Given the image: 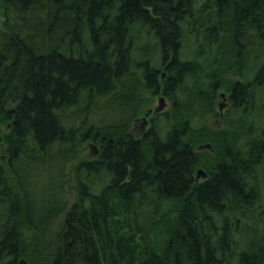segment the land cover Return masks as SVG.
<instances>
[{
    "label": "trees",
    "instance_id": "1",
    "mask_svg": "<svg viewBox=\"0 0 264 264\" xmlns=\"http://www.w3.org/2000/svg\"><path fill=\"white\" fill-rule=\"evenodd\" d=\"M0 5V264H264V0ZM157 97L170 107L135 136Z\"/></svg>",
    "mask_w": 264,
    "mask_h": 264
},
{
    "label": "rangeland",
    "instance_id": "2",
    "mask_svg": "<svg viewBox=\"0 0 264 264\" xmlns=\"http://www.w3.org/2000/svg\"><path fill=\"white\" fill-rule=\"evenodd\" d=\"M3 20V7L0 5V25L2 24ZM230 62V61H229ZM228 64V63H227ZM225 65V67L222 70V80H223V87L221 90H219V96L217 99V107L221 111L225 104L229 102L228 100V91L227 89L230 88L232 83L238 79V74L236 73V70L233 68H230L228 65ZM169 103L164 100L163 103L159 97L156 98L154 104L151 106L150 114L143 113L141 114L132 124L129 128V131H131L135 136L141 137L143 134V130L148 127L149 125V119L150 116H155L157 113L165 111L169 108ZM108 110L106 113H104V118H111L115 116V109ZM8 125L2 124L1 125V131H0V157L4 154V143L2 141V136L7 131ZM224 127V121L221 117H217L216 119H213L210 122V129L213 131L222 130ZM197 151L200 152L202 159L208 160H214L213 158L216 157V150L214 143L211 142H202L197 146ZM96 153L94 152L93 148L89 146V144L86 145V151L83 154L84 158H91L94 157ZM211 158V159H210ZM5 163V162H4ZM78 163V160H75L73 163L70 164L68 168V175H69V182L68 186L66 188V194L64 198L63 208L62 210L51 220L48 222L46 227L43 229L44 237L47 241H54L55 238L58 236L60 231L64 227V221L65 216L68 210L71 208V206L74 204V202L77 200L78 196V190H77V179L75 175V167ZM202 165H199L196 169V174L201 170L204 173L199 178H204L206 176L205 168L203 167L204 163H201ZM28 235L32 234V231L26 230ZM24 260V259H23ZM25 261V260H24ZM24 264H28L26 261Z\"/></svg>",
    "mask_w": 264,
    "mask_h": 264
},
{
    "label": "flooded vegetation",
    "instance_id": "3",
    "mask_svg": "<svg viewBox=\"0 0 264 264\" xmlns=\"http://www.w3.org/2000/svg\"><path fill=\"white\" fill-rule=\"evenodd\" d=\"M160 99H164V100H166L167 101V99H165V97H159ZM168 103H169V101H167ZM169 106H170V103H169ZM225 107V106H224ZM160 113V112H159ZM159 113H157V114H159ZM151 126V116H150V119H149V125H148V127L147 128H145L144 130H143V132H146L147 131V129H149V127Z\"/></svg>",
    "mask_w": 264,
    "mask_h": 264
},
{
    "label": "water",
    "instance_id": "4",
    "mask_svg": "<svg viewBox=\"0 0 264 264\" xmlns=\"http://www.w3.org/2000/svg\"><path fill=\"white\" fill-rule=\"evenodd\" d=\"M161 101H162V103H163L164 99L162 98ZM222 108H223V106H222ZM203 173H204V172L200 170V171L198 172V174H197V177H200ZM24 263H25V261H24V260H21V264H24Z\"/></svg>",
    "mask_w": 264,
    "mask_h": 264
}]
</instances>
